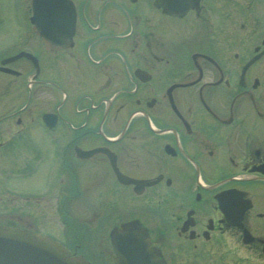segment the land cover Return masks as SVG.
I'll use <instances>...</instances> for the list:
<instances>
[{
	"label": "flooded vegetation",
	"instance_id": "1",
	"mask_svg": "<svg viewBox=\"0 0 264 264\" xmlns=\"http://www.w3.org/2000/svg\"><path fill=\"white\" fill-rule=\"evenodd\" d=\"M70 1L64 48L37 34L32 0H0V168L27 174L16 161L30 160L31 129L45 118L49 140L68 127L44 188L17 195L49 207L59 236L17 225L79 251L91 248L75 226L138 219L163 264H264V34L245 29L253 0H195L180 12L164 0ZM245 39L252 50L241 54ZM22 50L36 61L8 59ZM125 177L153 182L136 191ZM77 204L89 212L75 215Z\"/></svg>",
	"mask_w": 264,
	"mask_h": 264
},
{
	"label": "water",
	"instance_id": "2",
	"mask_svg": "<svg viewBox=\"0 0 264 264\" xmlns=\"http://www.w3.org/2000/svg\"><path fill=\"white\" fill-rule=\"evenodd\" d=\"M62 0H33L34 22L40 35L52 43L67 46L74 33L75 13ZM195 0H167L173 11L184 10ZM264 51V49H263ZM262 51V52H263ZM32 57L27 52H20ZM135 182L136 188L150 180L124 178ZM110 242L115 252L113 264H163L159 250L149 245L145 228L138 220L120 223L110 231ZM0 264H91L82 254H71L63 245L47 235L27 229L0 224Z\"/></svg>",
	"mask_w": 264,
	"mask_h": 264
},
{
	"label": "rangeland",
	"instance_id": "3",
	"mask_svg": "<svg viewBox=\"0 0 264 264\" xmlns=\"http://www.w3.org/2000/svg\"><path fill=\"white\" fill-rule=\"evenodd\" d=\"M253 3L254 9L256 10L255 19L252 20L250 22V25L245 29L250 28L252 33L256 32L262 35L264 34V0H253ZM249 32L250 31L242 33H247L245 36L249 37ZM250 43L251 41L247 39L241 42V54H247L250 50H252L251 47H248ZM257 43L260 44V40ZM66 83L67 81H64L63 86L66 89L64 92L66 94H69V96L73 95L71 87ZM63 99H65V96L63 97ZM64 107L66 111H70V109L72 111L74 109V100L72 98H68L67 101H65L64 103ZM66 127L60 126L57 129V135L61 137V140L58 141L49 140L48 138H46L47 135L43 134L44 132H41L39 128L35 129L33 127L31 129L32 131H34V138L29 141L28 145V150L30 151V154L27 155H29L30 160L26 163L22 161H16V169L24 171L27 174L20 175L18 173L16 176L11 177L7 174L8 171H3L2 167L0 168V222L4 221L12 224L21 225L25 223H35L36 226L43 228V230H46L48 232L53 233L54 235L59 236L58 229L55 228L54 225V228L52 227V222L48 218H46L43 213L45 209L49 210V207L41 209L39 211L30 204V202L32 201H24L23 199H19L17 198V195H15V193L16 191L28 193L32 190L39 192L44 188L46 182L42 181V179L45 178L46 173L49 176L51 170L53 169V166L58 164L59 159L53 157V151L54 149L62 150V148L64 147V139L67 136L62 133V131H67ZM39 155L41 156V158L40 160H37L36 158ZM0 156H2V153L0 154ZM35 161H38V164L35 166V168L31 167L33 164L29 166L27 165ZM90 193V190H85V195H82L81 192L80 195H82V198L80 202L87 203L86 200L88 201ZM38 204L39 207L42 208L41 204ZM88 207V205H86L85 207L83 204H81V207L79 208V204H77V207L75 209V215L77 214L78 216H80V211L89 212L90 208ZM70 215L72 216L71 213ZM87 215L88 213H86V216ZM89 221L90 223L86 225V227L82 225L84 228L75 226L76 234L80 238L84 247H86L87 245L91 248H86L82 251L89 257L93 264H105V261L107 260L109 254V250L106 248V245L107 247H109L107 233L111 227V216L108 217L107 215L103 216V218L96 217L95 219ZM97 241L101 242L99 245V249L94 248L93 242Z\"/></svg>",
	"mask_w": 264,
	"mask_h": 264
}]
</instances>
